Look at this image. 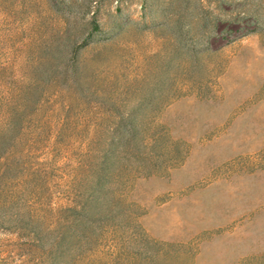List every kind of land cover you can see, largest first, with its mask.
Masks as SVG:
<instances>
[{
	"label": "rangeland",
	"instance_id": "1",
	"mask_svg": "<svg viewBox=\"0 0 264 264\" xmlns=\"http://www.w3.org/2000/svg\"><path fill=\"white\" fill-rule=\"evenodd\" d=\"M0 264H264V0H0Z\"/></svg>",
	"mask_w": 264,
	"mask_h": 264
}]
</instances>
